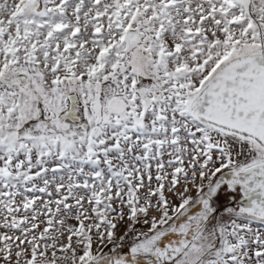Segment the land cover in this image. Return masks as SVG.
Masks as SVG:
<instances>
[{"label":"snow or ice","instance_id":"obj_1","mask_svg":"<svg viewBox=\"0 0 264 264\" xmlns=\"http://www.w3.org/2000/svg\"><path fill=\"white\" fill-rule=\"evenodd\" d=\"M0 264H264V0H0Z\"/></svg>","mask_w":264,"mask_h":264},{"label":"rangeland","instance_id":"obj_2","mask_svg":"<svg viewBox=\"0 0 264 264\" xmlns=\"http://www.w3.org/2000/svg\"><path fill=\"white\" fill-rule=\"evenodd\" d=\"M193 194H194V193H193ZM123 231H124V229L121 228V229H120V234H123Z\"/></svg>","mask_w":264,"mask_h":264}]
</instances>
